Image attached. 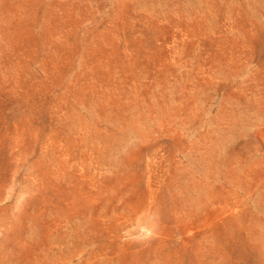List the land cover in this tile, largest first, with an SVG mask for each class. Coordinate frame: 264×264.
Wrapping results in <instances>:
<instances>
[{
  "label": "rangeland",
  "instance_id": "1",
  "mask_svg": "<svg viewBox=\"0 0 264 264\" xmlns=\"http://www.w3.org/2000/svg\"><path fill=\"white\" fill-rule=\"evenodd\" d=\"M0 264H264V0H0Z\"/></svg>",
  "mask_w": 264,
  "mask_h": 264
}]
</instances>
